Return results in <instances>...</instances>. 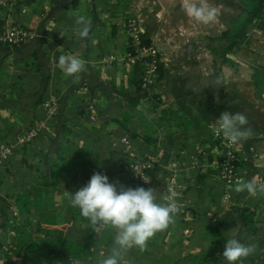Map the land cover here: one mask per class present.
I'll list each match as a JSON object with an SVG mask.
<instances>
[{
	"label": "crops",
	"instance_id": "0c3cea01",
	"mask_svg": "<svg viewBox=\"0 0 264 264\" xmlns=\"http://www.w3.org/2000/svg\"><path fill=\"white\" fill-rule=\"evenodd\" d=\"M183 3L184 0H13L10 6L0 7V24L22 23L34 33L21 45L0 46V146L16 139L34 115H42L43 103L38 104L41 97L54 93L60 103V111L49 120L47 130L14 149L6 161H0V196L25 192L33 201L39 198L46 203L48 192L61 189L70 197L88 183L92 164L108 163L118 191L121 186L153 187L157 201L163 202L160 198L166 194L167 183L163 164L151 168L147 182L135 179L133 170L124 166V162L127 165L162 145L168 148L171 159L180 163L181 210L174 223L151 238L155 244L148 241L149 252L137 247L126 250V262L141 259L159 264H228L222 253L227 238H236L246 245H257L242 264H264V195L238 194L234 186L230 188L231 197L226 198L216 165L220 154L211 143L212 130L217 129L222 112L246 115L253 136L240 142L239 170L243 180L264 175V83H256L253 77L257 68L264 75V17L249 26L240 45L227 48L228 41L221 32L245 8L244 3L207 0L210 7L217 9L216 19L209 23L190 18ZM127 14L147 31L166 67L164 77L157 82L160 84L152 90L162 97L156 109L160 116L163 108L174 110L175 115L187 121L182 128L175 127L167 140L160 138L159 122L154 131H145L156 134L155 146L141 136L131 137L113 119L122 113L114 87L128 89L134 85L129 82L130 70L125 72L122 60L105 61L104 56L125 50ZM77 15L92 21L89 36L83 39L75 24ZM62 54L82 59L86 71L78 78L66 77L57 67ZM250 61L254 69L245 74L242 66ZM79 86L85 93L78 91ZM87 99L88 104L97 105L95 119L90 118V110L86 115L79 112ZM207 132L210 134L205 135ZM125 136L130 146L123 140ZM204 141L210 144L204 145ZM60 147L66 152L65 163L58 157ZM51 161L65 165V169L54 186H47L43 178L49 177ZM200 172H204L203 181ZM35 203L29 210L33 213ZM69 207L72 206L67 202L66 212ZM210 250L213 254L205 259H189L194 253Z\"/></svg>",
	"mask_w": 264,
	"mask_h": 264
},
{
	"label": "clouds",
	"instance_id": "9594fccd",
	"mask_svg": "<svg viewBox=\"0 0 264 264\" xmlns=\"http://www.w3.org/2000/svg\"><path fill=\"white\" fill-rule=\"evenodd\" d=\"M183 7L190 18L203 23L212 22L217 16V9L210 7L207 0H184ZM75 24L79 26L81 39L89 36L92 28L90 18L77 15ZM60 35L65 36L63 32ZM57 67L66 77L78 78L86 71L85 62L74 55H60ZM217 134H222L230 145L247 141L253 136L247 116L230 111L222 112L217 118ZM234 191L238 194L247 192L251 196L258 193L264 195V182L256 177L237 179ZM169 192V195L160 198L163 202H158L153 187L121 186L118 191L117 185L110 183L107 175L95 172L85 186L72 193L70 205L79 209L80 215L89 220L96 233L106 227L116 231L111 255L99 260L98 264H119L123 250L133 247L144 250L150 238L174 223L181 209L174 199L175 193L170 189ZM256 247V244L246 245L236 238H227L222 256L228 264H242Z\"/></svg>",
	"mask_w": 264,
	"mask_h": 264
},
{
	"label": "trees",
	"instance_id": "16d2710c",
	"mask_svg": "<svg viewBox=\"0 0 264 264\" xmlns=\"http://www.w3.org/2000/svg\"><path fill=\"white\" fill-rule=\"evenodd\" d=\"M241 1L244 3L245 8L241 12L236 14L231 19L230 25L223 29L221 32V37L228 41L227 48H229L230 46L232 47L235 45H240L244 41V37L249 30V26L255 23L259 18L264 17V0ZM129 17L130 15L127 14V19ZM140 39V42L143 45L148 46L152 44L151 38L148 35L147 31L141 32ZM126 50L131 54L137 53L136 46L130 36H128ZM149 57L151 56L149 55ZM157 66V80H160L164 77L166 71V67L164 61L161 58V54H157ZM130 70L129 82L134 85V88L125 89L123 87H114L113 89V91L117 95V102L120 105L122 112L121 116H114L113 119L120 123L130 133L131 137L134 138L137 136H142L147 141H156L157 138H153L152 135L146 132L141 133L136 128L132 127L131 119L133 114L131 113V108L136 107L142 100L146 98L155 99L158 104L162 100L161 95L160 93L150 91L148 86L143 85L142 76L144 73V64L141 62V60H135ZM253 77L256 83H264V75L262 69L257 68L256 72L253 73ZM47 96H49V94H46L43 98L41 97V99L38 101V104L42 103V101ZM171 111L175 112L174 110ZM79 112L86 115L88 112V103L82 104V106L79 107ZM167 112L168 109L163 108L161 111V116L164 118ZM39 118L40 115H34L29 121L28 125L24 128V130L33 125ZM70 130L71 129L69 127V131ZM59 153V159H62L61 162L65 163V149L60 147ZM64 169L65 165L60 164L57 161H51L49 177L43 178V184L47 186H54L57 183L58 177L64 171ZM198 175L199 178L203 181L204 172H200ZM1 181L2 179L0 178V182ZM110 183H112V181H110ZM43 201H45V199L43 200L39 198H37L36 201H33L28 196V193L25 192H17L0 196V248H2L5 243H9L12 241V237L10 236L11 231L17 232L18 238L23 240V243L18 245L17 248L18 257L7 259L5 264H38V262L32 258L33 253H42L50 257V261L47 264H77V262H79V264H83L84 262L90 264V261L92 260L91 257L94 253L93 244L97 235L90 222L88 225L87 233L82 238V240L72 242V239L70 237L72 229H77L76 225L74 224L76 221H78V217L80 216L79 209L69 207L68 210L70 212V216L68 217V221H66V218H64V220L62 221L54 220L49 223L39 219L35 222V224H30L28 221H26L27 223L20 221L18 217L19 213H27L31 208V203L33 202H36V206L41 207ZM242 215L246 216L244 212ZM25 225H28L26 229L24 228ZM103 229H101V231ZM111 231L116 232L114 231V229H111ZM108 237L112 242V237ZM149 242L150 244H155V241L151 238L149 239ZM158 248L159 251L163 250L161 247ZM137 250L141 252H149L147 248H145L144 250H140L139 248H137ZM212 254V250L201 253H194L191 257H189V259H205L207 258V256H210ZM87 256L88 258H86ZM107 257V255H103L101 256V259ZM135 259L137 260L138 258ZM133 262L134 261H130L125 264H137ZM180 263L181 262L172 264ZM138 264L159 263L158 261L144 262V260H142V262Z\"/></svg>",
	"mask_w": 264,
	"mask_h": 264
},
{
	"label": "rangeland",
	"instance_id": "374dc122",
	"mask_svg": "<svg viewBox=\"0 0 264 264\" xmlns=\"http://www.w3.org/2000/svg\"><path fill=\"white\" fill-rule=\"evenodd\" d=\"M131 17H133V16H131ZM125 34H126L125 35L126 36L125 45H127L128 36H127L126 27H125ZM132 57H133V54L129 53L126 50V47H125V50L122 53H118L117 52V55L108 54V55L104 56V59H105V61H113L115 59L122 60V62H124V64H125V72L128 74V71L132 68V65H133V62H134L131 59ZM253 65H255V64H253V61H250L248 63L245 62V66H242L243 71L245 72V74H247V73H249V71H251L250 69H252ZM130 71H129V74H130ZM125 76H123V77H125ZM127 77L130 78V76H128V75H127ZM126 80L127 79L125 77L124 83L125 82L127 83ZM158 81L159 80H156L154 83L148 85V88H149L150 91L153 90L154 85L158 86L160 84V83H157ZM128 84H130V83H128ZM81 87L82 86H79L78 89H81ZM225 90H226V87H225ZM81 93L82 94L85 93V90L83 92H81ZM53 95H54V93L49 94V96L45 97V99L42 101V103L46 99H48V97L53 96ZM88 101L89 100L87 99L86 103ZM160 103H161V101H160ZM160 103L157 104V101L155 99L146 98V99L142 100L136 107H132L131 108V113L133 114V117L131 119V121H132L131 125H132L133 128H136L137 130L139 129L140 132L142 133V132L149 131V130L150 131H154L157 128V126H158V125H156V123L159 122L161 124L160 126H161V131H162V132H160V134H161L160 138L162 136L164 140H167V137L170 134H173L172 131L175 130V127L182 128L183 126H181V125L185 126L187 124V121H186V119H184L183 116L175 115V113H173L172 111L171 112H167L165 114L166 116L164 118H162L160 116V113L158 112L159 109H156L157 106H159ZM42 106H44V104H42ZM88 110H90V112H89L90 118L91 119H95L96 118V113L98 111L97 110V105L89 103L88 104ZM45 115H46L45 114V109L43 107V113H42V115H40L39 119H43L45 117ZM91 115H93L94 117L91 116ZM158 116H160L161 119H159ZM209 129L212 130L213 128L209 127ZM216 132H217V129H213L212 130V140H213V142H211V143L214 144V147H215V145H216V147H218V151H219L218 153L220 154V153H223V148L220 146V143L217 141ZM208 134H210V133L207 132L205 135H208ZM220 135L222 136V134H220ZM154 137H156V134L153 135V138ZM208 140L210 141V138ZM155 142H156L155 140L152 141V142L149 141V143H151L152 146H155ZM203 144L204 145H208V144H210V142L204 141ZM160 147L164 148L162 145ZM160 147H158V148H160ZM164 149H165L164 154L161 157H159L158 159H156V160H152L151 161L150 160V156H149L151 154L155 155L157 153V149H154V148H152L150 151H148L146 156H143L144 159H145V162H146V166L143 168V172H141V171L138 172V171H135L134 169H133V171H131L132 170V168L130 167V162L131 161L128 162L127 165H125L126 162H124V166H125V168L127 167L128 169H130L129 171L132 172V174H133L135 179L143 182V181H145V179L148 178L149 171L151 170V168L153 166H155L156 164H160L161 163V164H163V166L165 168V173H166V175L168 177L169 170L167 168V165L171 161H174V159H171V154L169 153L168 148L166 147ZM187 155H188V153H187ZM7 158H5L3 161H6ZM190 158L193 159L191 154H190ZM220 158H221V156L217 159L216 165H217V170H218V177L221 180L222 178H221V176L219 174ZM240 160H241V153H240ZM91 166H92L91 176L95 172H100L101 174L107 175L109 177V182L112 181L113 177H111V175L109 174V169L110 168H109L108 163H94ZM112 170H114V169H112ZM117 170H119V169H117ZM117 170H116V172H118ZM238 170H239V166H238ZM119 172H122V171H119ZM239 172H240V170H239ZM65 183H67V182H65ZM221 184L223 185V181L221 182ZM64 186H65V184H64ZM234 186H235V184L233 186H231L230 188H232ZM67 202H69V197L67 195H64L63 190H61V189H60V191H54L53 190V191L47 193L46 203H42L41 207L36 206L37 209L34 210V213L31 212V211H29L28 213H19L18 217H19L20 221H22L24 223H27L26 221H28L30 224H35V222L37 220H39V219L43 220V221H46V222H50V221H54V220L62 221V220H64V218H66V221H68L69 220L68 217L70 216V212L69 211L66 212L65 208H64V206H65V204ZM61 213H63V214H61ZM74 225H76L77 229L76 228L72 229L70 237L72 239V242H77L78 240H82V238L86 235L87 229H88V225H89V221L86 218L81 217V215H80L78 217V221H76ZM27 226L28 225H25L24 228L26 229ZM115 235H116V232L111 231V228H107V227L104 228L102 231H100V233H97L96 239H95L94 244H93L94 253H93L92 257H91L92 260L90 261L91 262L90 264H98L99 260H101V256H103V255L110 256L111 255L112 248L114 246ZM10 236L12 237L11 238L12 241L9 242V243H5L2 246V248H0V263L1 264H5L7 259L17 258L18 257L17 256L18 245L23 243V240L18 238L17 232L11 231L10 232ZM108 236L112 237V239H113L112 242L109 240ZM125 251L126 250H123L121 252V259H120L119 264L127 263L126 262V259H127L126 258V254H127V252L125 254ZM130 255H134V253L130 252ZM32 258L35 261H37L38 264H47L50 261V257H48V256H46L45 254H42V253H33L32 254ZM86 258H88V256ZM136 258H138V257H136ZM132 260L134 261L133 263H137V264L141 263V261H140L141 259H139V261H135L134 259H132ZM83 264H87V263L84 262Z\"/></svg>",
	"mask_w": 264,
	"mask_h": 264
},
{
	"label": "built area",
	"instance_id": "2783aa9c",
	"mask_svg": "<svg viewBox=\"0 0 264 264\" xmlns=\"http://www.w3.org/2000/svg\"><path fill=\"white\" fill-rule=\"evenodd\" d=\"M13 0H0V7H8L12 4ZM125 27L127 31V36H130L133 43L136 46L137 53L133 54L131 58L133 61L139 59L144 64L143 73V85L148 86L157 80V54H160L159 49L152 43L151 45H143L140 41V35L143 31L135 17H129L125 22ZM34 33L32 30L18 22H6L0 25V46H18L23 43L28 42L33 38ZM149 55L151 57H149ZM79 92H83V87L78 89ZM45 117L43 119H38L29 128L23 130L18 134L16 139L12 141H7L0 146V161L4 160L9 156L14 149L21 147L29 142L31 139L41 134L43 131L48 129V122L60 111V103L56 95L48 97L44 102ZM93 116V115H91ZM94 117V116H93ZM217 141L223 148V153H220L219 162V174L221 180L223 181V194L226 198L231 197L230 187L235 184L237 179L243 180L242 174L238 170L240 161V143L229 144L220 134L216 132ZM123 140L127 145L130 146V139L128 137H123ZM165 152V149L160 147L157 149V153L151 154L150 160H156L161 157ZM149 164V163H148ZM146 166L144 157L130 162V167L132 170L136 169L138 172H143V168ZM167 168L169 174L166 183V194L169 195V189L171 192L175 193L174 199L177 204H181V187H180V163L176 160L171 161ZM259 181L264 182V175H262ZM185 231H190V228H185Z\"/></svg>",
	"mask_w": 264,
	"mask_h": 264
}]
</instances>
